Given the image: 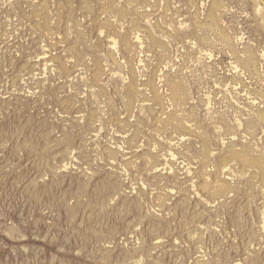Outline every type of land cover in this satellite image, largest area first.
I'll return each instance as SVG.
<instances>
[{"label":"rangeland","instance_id":"1","mask_svg":"<svg viewBox=\"0 0 264 264\" xmlns=\"http://www.w3.org/2000/svg\"><path fill=\"white\" fill-rule=\"evenodd\" d=\"M261 110L264 0H0V264H264Z\"/></svg>","mask_w":264,"mask_h":264},{"label":"bare ground","instance_id":"2","mask_svg":"<svg viewBox=\"0 0 264 264\" xmlns=\"http://www.w3.org/2000/svg\"><path fill=\"white\" fill-rule=\"evenodd\" d=\"M133 2H134V0H133ZM93 6V5H92ZM123 9V8H122ZM93 50V49H92ZM248 60H250V59H248ZM250 62V61H249ZM176 87V86H175ZM130 91V90H129ZM133 91V90H132ZM131 92V91H130ZM135 93V92H134ZM131 95H132V92L130 93ZM134 95V94H133ZM263 114H264V111H260L259 113H258V116L260 117L259 118V120L261 121V124L264 126V116H263ZM96 117V116H95ZM258 120V121H259ZM161 121V120H160ZM170 122V121H169ZM168 123V122H167ZM253 125V124H252ZM165 130V129H164ZM157 131V130H156ZM238 155V154H237ZM250 158V157H249ZM257 159V158H256ZM261 159H263V158H261ZM252 160V159H251ZM255 160V159H254ZM258 160V159H257ZM255 160V161H253L254 163H256V164H258V165H261V162L258 160ZM251 162V161H250ZM249 162V163H250ZM264 162V161H263ZM252 163V162H251ZM257 165V166H258ZM249 166H250V164H249ZM259 167V166H258ZM261 167V169L263 170L262 172H264V165L262 164V166H260ZM260 169V168H259ZM110 182V181H109ZM223 191V190H222ZM227 191H228V189H227ZM225 192V191H224Z\"/></svg>","mask_w":264,"mask_h":264}]
</instances>
